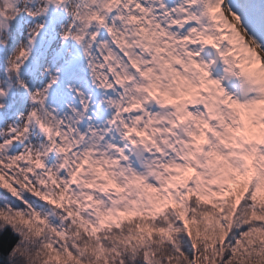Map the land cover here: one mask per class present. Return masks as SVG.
Instances as JSON below:
<instances>
[{"label":"snow or ice","instance_id":"6c2138e0","mask_svg":"<svg viewBox=\"0 0 264 264\" xmlns=\"http://www.w3.org/2000/svg\"><path fill=\"white\" fill-rule=\"evenodd\" d=\"M0 264H264V0H0Z\"/></svg>","mask_w":264,"mask_h":264}]
</instances>
